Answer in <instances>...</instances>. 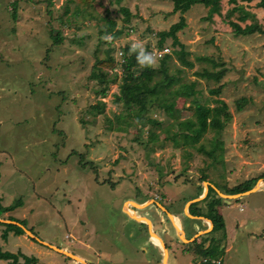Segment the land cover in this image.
Instances as JSON below:
<instances>
[{"label": "rangeland", "instance_id": "1", "mask_svg": "<svg viewBox=\"0 0 264 264\" xmlns=\"http://www.w3.org/2000/svg\"><path fill=\"white\" fill-rule=\"evenodd\" d=\"M11 1L0 0V203L22 202L3 211L0 221L8 216L23 220L35 236L91 261L97 257L100 264H110L103 252L118 263L145 264L138 246L146 233L139 236L126 217L121 207L132 203L125 199L150 196L178 213L187 227L180 203L197 193L194 183L202 173L220 190L260 175L255 180L259 178L258 186L263 181L262 187L237 197L220 196L223 228L212 233L231 243L222 264H264V33L233 34L227 19L244 25L249 18L240 20L236 10L225 15L233 5L227 0H220V12L211 19L204 18L202 3H193L181 13L185 25L175 32L192 63L186 65L170 37L158 46L155 35L178 19L180 12H170L171 0H17L14 17ZM252 3L243 5L252 9ZM121 6L130 12L126 21ZM107 18L114 21L109 31ZM49 27L59 31L60 40L53 41ZM118 27L122 32L112 35ZM106 34L114 37L111 44L102 39ZM132 40L148 43L155 55L167 48L169 57L160 68L163 81L177 75L179 81H194L197 100L212 105L220 97L227 103L231 118L219 132L207 129L194 145H180L166 136L176 126L166 132L134 122L132 115L119 116L122 106L113 101L122 72L119 50ZM106 48L115 64L99 66L113 79L102 94L104 81L92 64L105 57ZM200 55L224 61L227 71L219 81L195 74L212 68ZM220 83L218 94L209 93V87ZM240 96L249 99L236 109ZM98 100L102 108L96 112L92 105ZM173 108L179 117H194L191 96L175 95ZM147 114L167 116L155 106ZM156 208L148 203L139 211L157 216ZM258 219L259 231L250 226ZM2 229L0 224L2 249L34 254V264L56 257L58 264H68L25 231H9L3 239ZM253 235L260 240L255 250L246 245ZM250 250L257 256L249 257ZM172 255H179L175 248ZM197 258L192 254L189 264Z\"/></svg>", "mask_w": 264, "mask_h": 264}, {"label": "trees", "instance_id": "2", "mask_svg": "<svg viewBox=\"0 0 264 264\" xmlns=\"http://www.w3.org/2000/svg\"><path fill=\"white\" fill-rule=\"evenodd\" d=\"M16 1L12 0L11 5V15L14 17L16 13ZM118 1V0H116ZM172 7L170 12L178 11V19L169 24L166 29L158 30L155 32L157 35L158 46L163 43V40L166 37H170V43L172 45H178L175 49L177 58L186 65H192L191 61L185 58L186 49H184L183 44L179 42L176 36V31L182 28L185 25L184 17L181 14L186 9L189 8L193 3L199 2L202 3L206 8V15L204 18L211 19L213 13L220 12V0H171ZM229 3H232V7L225 15H229L232 10L239 12L237 17L240 20L249 18V22H246L244 25H240L238 22L231 19H227L228 25L231 27L232 33L237 34H250L252 32L264 33V0H227ZM253 2L250 6L252 9H246L243 3ZM119 9L123 12V19L126 21L130 15V12L126 7L121 6ZM107 23L105 30L109 31L113 27L114 21L107 18ZM123 30V27H118L114 29L111 33L116 36L120 34ZM49 36L53 41L60 40L59 31L56 29L48 28ZM146 50L148 51V43L144 44ZM109 49H104L105 57L95 59V62L92 64V68L96 69V73L100 76V79L104 81V84L99 88L100 93H104L107 88V83L113 79H109L105 76L106 71H101L100 65H112L115 62L112 60L111 55L109 54ZM120 54H123L122 72L120 75V81L117 84V92L114 94L113 101L119 102L121 104L122 110L119 116H129L132 115L134 122L140 123H150L155 126H159L160 129L169 132L170 127L176 126L174 131L167 133L169 139L174 144H183V145H194L199 138L205 133L207 129H212L214 132H219L224 124L231 118V112L228 109L227 103L220 97L213 98L214 104L209 105L206 102L199 101L195 98V92L197 90L194 88V81H179L178 76L171 75L163 81L160 68L165 63L169 54L167 51L163 52L159 56V65L157 68H144L141 69L136 62L134 55H128L129 47H120ZM132 60H129V59ZM199 59L204 60L210 64L212 68H202L199 71H194L197 76L204 77L206 79H212L214 82L219 81V79L227 71V67L224 65V61L220 59H215L210 55H200ZM114 74L116 71L113 72ZM172 84H175L174 86ZM221 84H218L214 87H209V93L218 94L220 92ZM171 85L173 87H171ZM191 96L193 102V114L194 117H179L173 108L174 96ZM249 98L245 96H240L235 100V108L240 109L242 104L248 101ZM94 110L100 111L102 108V102L97 101L93 105ZM150 106H155L161 108L163 112L166 113L164 119H160V115L151 117L147 114V110ZM157 109V108H156ZM158 111V109H157ZM145 114V115H144ZM159 114V113H158ZM149 115V116H148ZM151 130H149V133ZM177 133L182 134L179 137H176ZM149 136L148 138H151ZM218 144V143H217ZM216 145V144H215ZM198 149H202V146H198ZM204 150V149H202ZM205 151V150H204ZM205 174H201L200 179H204ZM255 177L245 179L238 182L237 184L226 189V193L240 192L248 189L254 183ZM212 193V194H211ZM211 193H207L203 197L204 206L206 208V214L209 216L213 223L214 229L223 228V218L220 213L217 212L216 204H219V196L215 195L213 190ZM214 194V195H213ZM18 199V198H17ZM21 200H14L12 203L7 205H1L0 203V215L3 211L9 210L16 205L21 204ZM196 201L190 203V206H196ZM9 220H14L21 225L25 226L23 220L17 219L12 216L6 217ZM11 222V221H0V224L3 225L1 231V237L4 239L7 232L11 231L13 234L23 233V228L20 224ZM209 233V232H208ZM208 233H204L199 241L192 240L188 242L187 249L195 255H202L208 257L205 261H200V264H218L210 260V257H216L219 255L221 249L218 247V240L209 236ZM209 237V238H208ZM209 239L207 245L205 240ZM0 258L6 259V264H34L37 261V257L34 254H25L20 250L15 252L2 249L0 245Z\"/></svg>", "mask_w": 264, "mask_h": 264}, {"label": "crops", "instance_id": "3", "mask_svg": "<svg viewBox=\"0 0 264 264\" xmlns=\"http://www.w3.org/2000/svg\"><path fill=\"white\" fill-rule=\"evenodd\" d=\"M258 176H260V175H258ZM258 176H256V177H258ZM263 177H261V178H263ZM205 178H206V176H205ZM206 179L207 180L205 182L202 179L200 181L197 180L194 183V185L198 189L197 193L193 194L192 196H188L187 198H182V202L180 203V209H181L182 213L189 219V222H186L187 227L184 226V222L178 213H175L172 210H169L168 208L163 206L160 203V201L155 200L150 196L144 197L145 199H142L140 201L133 199V198L125 199L127 201H133V202L138 203L139 207L137 205L134 206V204H128L127 208L129 210H131L132 212H134V214L145 217L149 221L147 223L145 220H143V218L138 219V218L132 217L130 214H128L125 211V209L122 205L121 208H122L123 212L126 214V217L133 223V225H134L133 227L135 228L138 235L143 236L144 235L143 233L144 232L146 233L145 238L143 239V241L141 243H139V246H138V249L142 252V254L144 256V257H142V259L145 260V262H146L145 264H147V263L148 264H189V263H191V260H193L192 259V253L187 249V245H188L187 243L192 241V240L199 241L201 239L202 235H204V233H208V232H209L208 235L213 237L214 239L222 240V242L218 241V247L221 249V251L219 252V255H217L216 257H210L211 261L218 262V264H222L223 255L225 254V252H227L231 248V243H230V241L227 240L226 236H222V234L215 235L212 233L213 223H212L211 218L209 216L205 215L206 214V208L204 206L203 197H205L208 192L211 193L212 190H213L215 195H218L219 197L222 196L223 198L231 197V195H235L232 197H237V196L244 194V193H239V192L226 193L225 190H220L219 188H217L213 184V182L210 180L209 177H207ZM257 180H255V182ZM262 182H261L260 186H257V188H255L254 190L262 187L263 186ZM237 183H234L233 185H235ZM254 183L251 185V187L254 185ZM233 185H231V186H233ZM231 186H229V187H231ZM240 192H242V191H240ZM235 193H239V195L236 196ZM164 198H165V201L169 200V198L167 196H164ZM145 201H146V203H144ZM147 201H149V202H147ZM193 201H196L197 203H196V206L192 207V206H190V203ZM179 202H180V199H179ZM148 203L149 204L154 203L155 205L158 206V208L155 209L157 211V216L152 215V214H146V212H143V211L142 212L139 211V209L148 206ZM177 205H178V203H174L173 206L175 207V209H177V207H178ZM239 206H241V205H238V209H241L242 206H241V208H239ZM215 207L217 208V212L220 213L218 210L219 204H216ZM9 211H10V209H9ZM171 216L174 217L176 221L174 220V218L172 219ZM223 223H224V221H223ZM248 223H250V221H248ZM261 223H262V221L260 219H258V221H255L254 226H252L251 224H250V226L253 228H255V226H257L256 229L259 231L262 228V226L260 225ZM240 224H243L242 220H240L237 223L238 226L242 227L243 225H240ZM186 228L190 232L189 235L186 234ZM216 230H219V229H216ZM150 231H153V233L155 235H157V237L162 242V246H160V244L158 245L157 243H155L151 239ZM160 232H163L164 236H162L160 234ZM180 233H181V235H180ZM14 235H19V234H14ZM173 237H175L176 240ZM249 237H251L252 239L246 240V245H252L254 247V250H255L257 248V246L260 244V240L257 238H253L254 235L249 236ZM208 238L204 241L205 242L204 245H207V243L209 242ZM32 239L36 240V242L39 244L48 246V248L49 247L51 248V246L48 245V244H51V245L56 246L62 250L67 251L68 253H72L75 257L68 255V254H65L63 252H58L55 248L52 247V249H54L55 252L58 253L59 256L63 260L67 259L68 264H100V262H98L97 257H94V261H91L90 259H86L84 256L80 255L77 252L70 251L65 246H59V245H56L54 243H50V242L46 241L45 239H42V238L37 237V236H36V238L32 237ZM165 239H166V241H168L169 244H167ZM261 240H262V244H264V240L263 239H261ZM41 241H43L44 243ZM30 247H31V245H30ZM174 248L179 253V255H177V257L172 255V249H174ZM181 248H182V250H181ZM102 254L103 255L106 254L104 259H105V261L110 262V264H114V263L115 264L116 263L122 264L121 262H119V263L116 262V260L114 258H112L109 253L103 252ZM193 255H195V254H193ZM196 256L199 258V259L197 258L196 264H200V261H205V259L208 258V257H204L202 255H195V257ZM252 256H257V255L253 250H250L249 257H252ZM178 258H180V259H178ZM60 260L61 259H59V257H56V258H54V260H52L48 264H58V263H60ZM0 262L3 264H6V259L0 258ZM125 264H127V261L125 262ZM130 264H135V263H130ZM248 264H250V260H248Z\"/></svg>", "mask_w": 264, "mask_h": 264}, {"label": "clouds", "instance_id": "4", "mask_svg": "<svg viewBox=\"0 0 264 264\" xmlns=\"http://www.w3.org/2000/svg\"><path fill=\"white\" fill-rule=\"evenodd\" d=\"M102 39L111 44L114 40V37L111 34H106L102 37ZM128 55H134L136 58V62L141 69L144 68H152L155 69L159 65V57L152 52L146 50L144 44L139 40H132L129 44ZM119 59L123 61L124 57L121 53Z\"/></svg>", "mask_w": 264, "mask_h": 264}, {"label": "water", "instance_id": "5", "mask_svg": "<svg viewBox=\"0 0 264 264\" xmlns=\"http://www.w3.org/2000/svg\"><path fill=\"white\" fill-rule=\"evenodd\" d=\"M256 183H257V181L254 183V185L252 186V187H250V188H248V189H246V190H244V191H242V192H239V193H247V192H250V191H252V190H254V186L256 185ZM239 193H235L236 194V196L237 195H239ZM132 204H134V205H138V203H136V202H133V201H130ZM189 202V201H188ZM128 214H130L132 217H134V218H143V220H145L147 223L149 222L148 221V219L147 218H145V217H142V216H139V215H137V214H134V212H133V214L130 212H128L127 210H125ZM8 221H11V222H15V223H18V222H16V221H14V220H8ZM18 224H20V223H18ZM21 225V224H20ZM22 226V228H23V230L26 232V233H28L31 237H35L36 238V236L29 230V229H27V228H25L23 225H21ZM150 233H151V231H150ZM41 242H43V241H41ZM161 242V241H160ZM44 243V242H43ZM161 244H162V242H161ZM48 245H50L51 247H53V248H55L56 250H58V251H60V252H63V253H65V254H68V255H71V256H73V257H75L72 253H68L67 251H65V250H62V249H60V248H58V247H56V246H53V245H51V244H48Z\"/></svg>", "mask_w": 264, "mask_h": 264}, {"label": "bare ground", "instance_id": "6", "mask_svg": "<svg viewBox=\"0 0 264 264\" xmlns=\"http://www.w3.org/2000/svg\"><path fill=\"white\" fill-rule=\"evenodd\" d=\"M256 184H257L256 186L259 185V180L257 181ZM254 188H255V187H254ZM124 209L127 210L129 213L131 212V213L133 214V212H132L131 210H129V209L127 208L126 205L124 206ZM171 218L173 219L174 217L171 216ZM138 219H140V217H139ZM174 220H175V218H174ZM175 221H176V220H175ZM180 235H181V233H180ZM151 237H152V239H153L155 242H157L158 245L160 244V246H162V244H161V242H160V239L157 237V235H155V234L153 233V231H151ZM164 260H165V259H164Z\"/></svg>", "mask_w": 264, "mask_h": 264}, {"label": "built area", "instance_id": "7", "mask_svg": "<svg viewBox=\"0 0 264 264\" xmlns=\"http://www.w3.org/2000/svg\"><path fill=\"white\" fill-rule=\"evenodd\" d=\"M166 47H163V49H161V51H160V49L159 50H156L155 52H157L158 54V57L163 53V52H165V51H167V48H166V50H164ZM239 208H241V206H239Z\"/></svg>", "mask_w": 264, "mask_h": 264}, {"label": "flooded vegetation", "instance_id": "8", "mask_svg": "<svg viewBox=\"0 0 264 264\" xmlns=\"http://www.w3.org/2000/svg\"><path fill=\"white\" fill-rule=\"evenodd\" d=\"M151 237V236H150ZM152 239V238H151ZM153 240V239H152ZM154 241V240H153ZM155 242V241H154ZM155 243H157V242H155Z\"/></svg>", "mask_w": 264, "mask_h": 264}]
</instances>
